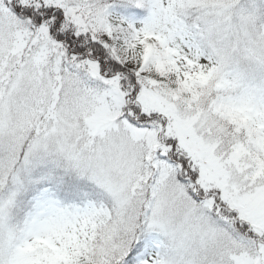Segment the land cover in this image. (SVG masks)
Instances as JSON below:
<instances>
[{"label":"snow or ice","instance_id":"6c2138e0","mask_svg":"<svg viewBox=\"0 0 264 264\" xmlns=\"http://www.w3.org/2000/svg\"><path fill=\"white\" fill-rule=\"evenodd\" d=\"M0 264H264V0H0Z\"/></svg>","mask_w":264,"mask_h":264}]
</instances>
